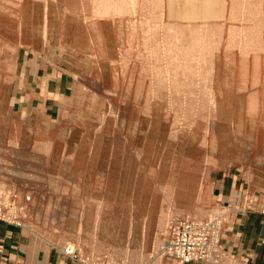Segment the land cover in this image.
Returning a JSON list of instances; mask_svg holds the SVG:
<instances>
[{
  "label": "rangeland",
  "instance_id": "1",
  "mask_svg": "<svg viewBox=\"0 0 264 264\" xmlns=\"http://www.w3.org/2000/svg\"><path fill=\"white\" fill-rule=\"evenodd\" d=\"M17 50L70 75L66 111L13 108ZM211 170L264 177V0H0V222L78 264H185L170 227L210 221L217 258L194 263L234 264Z\"/></svg>",
  "mask_w": 264,
  "mask_h": 264
},
{
  "label": "crops",
  "instance_id": "2",
  "mask_svg": "<svg viewBox=\"0 0 264 264\" xmlns=\"http://www.w3.org/2000/svg\"><path fill=\"white\" fill-rule=\"evenodd\" d=\"M16 53L11 80L13 95H10V98L15 101L13 108H17L20 112L21 109L27 110L28 107L29 112V106L31 105L33 111L39 109L45 115L49 111H66L67 107L64 105L61 107V101H65L68 97L64 92L71 81L73 82L69 77L70 75L60 69V66L52 65L40 55H34L28 51V54L20 56L19 50ZM51 85L53 89H51ZM21 90L24 92L22 97ZM30 99H33V101H30ZM67 118L71 121L75 120L72 116ZM74 131V126L67 128L65 148L69 143V138L74 135ZM87 131L83 129L81 133L84 134ZM93 136L97 137V134L94 133ZM111 137L113 138V144L110 147L107 167H110L111 153L115 149V134H112ZM51 143L54 145L53 139H51ZM91 147L89 153L95 154L93 152L94 144ZM208 182L215 204L225 206L227 210V220L220 240L225 257L234 264H264V217L260 214V207L264 199V177L260 174L247 173L242 170H211L208 174ZM94 198L99 201L110 200L105 194L97 195ZM129 201L133 206L134 200L130 199ZM138 206L141 207V204L139 203ZM140 210L136 207V212L130 210L121 213V215L128 217L146 216ZM145 218H143L140 228L141 243L134 245L133 239L130 241L131 248L138 252L146 249L147 225ZM134 227V224L128 225L127 239H129L130 233V238H132ZM106 240L117 244L110 239ZM0 264L78 263L73 262L68 257L59 255L56 250L52 249L47 242L38 238L31 230L0 222ZM163 264L181 263L164 260ZM185 264L204 263L189 262Z\"/></svg>",
  "mask_w": 264,
  "mask_h": 264
},
{
  "label": "built area",
  "instance_id": "3",
  "mask_svg": "<svg viewBox=\"0 0 264 264\" xmlns=\"http://www.w3.org/2000/svg\"><path fill=\"white\" fill-rule=\"evenodd\" d=\"M264 215V205L262 208ZM215 216L216 219H218ZM220 218V217H219ZM193 225L175 224L170 227L169 236L163 242V251L165 255L173 257L181 262L207 261L212 262L218 251V238L212 240V235L216 236L219 227L210 221L194 222ZM220 224V222H218ZM180 227V228H179ZM178 228V230H177ZM176 230L175 235H170V231ZM212 233V234H211Z\"/></svg>",
  "mask_w": 264,
  "mask_h": 264
}]
</instances>
